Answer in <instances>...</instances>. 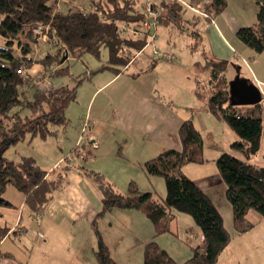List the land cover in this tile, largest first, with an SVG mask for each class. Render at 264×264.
I'll list each match as a JSON object with an SVG mask.
<instances>
[{
  "label": "trees",
  "instance_id": "trees-1",
  "mask_svg": "<svg viewBox=\"0 0 264 264\" xmlns=\"http://www.w3.org/2000/svg\"><path fill=\"white\" fill-rule=\"evenodd\" d=\"M72 1L64 3L62 12H54L56 0H0V206L13 205L4 196L10 186L24 195V204L32 213L39 212L61 187L62 172L66 169L63 166L60 171H48L32 156H22L19 160L5 156L9 147L23 141L27 135L45 140L57 133V127L64 129L68 124L65 110L76 100L77 87L85 78L75 77L71 85L43 90L29 72L36 61L44 67L39 73V79L44 80L47 76L70 75L69 65L64 64L68 57L78 58L88 53L100 59L105 49V61L90 72L106 69L114 74L123 72L148 43L145 36L136 34L141 23L151 18L144 9L146 4L157 10L152 18L155 27L173 26L187 33L193 39L191 48L201 44V34L193 28L195 23L188 26L189 20L185 18L188 9L184 0H160L159 3L149 0H89L84 14L72 9L69 4ZM254 2L257 7L254 23L238 27L234 35L254 52L264 53V0ZM226 3V0H211L205 8L207 16L204 18L212 19L219 15ZM34 25L48 27L47 41L55 48L53 53H46L40 60L30 55L29 40L36 41L30 30ZM65 54L67 57L61 63ZM202 57L204 64L196 65L207 73L208 79L202 84L196 81L195 95L201 97L208 93L206 109L236 133L238 139L231 146L245 156L240 161L230 153L222 152L215 158L224 184V195L231 207L233 229L242 234L252 228V223L246 218L248 210L252 209L264 217V167L249 162L260 149L264 109L261 103H257L237 113L228 101L229 62L211 58L205 52H202ZM53 64L52 69L46 71L45 68L49 69ZM18 67H23L26 74H18ZM21 109L29 110V115L21 117ZM176 136L180 149L162 150L141 164L147 176L163 178L164 198H157L150 191H141L133 181L128 182L125 194L116 192L102 175L85 166L86 156L77 153L78 146L72 150L77 157L81 156L77 166L103 196L102 208L92 222L97 239L94 249L97 264H115L97 229L98 218L112 208L139 211L151 222L154 236L170 231L175 211L190 215L201 230L202 241L191 248L188 259L178 264H215L230 241L231 235L224 227L222 215L183 169L189 163L206 161L199 130L190 119L185 120L178 127ZM8 231V227L0 225V240ZM142 259L143 264H176L169 252L153 238L144 243Z\"/></svg>",
  "mask_w": 264,
  "mask_h": 264
},
{
  "label": "crops",
  "instance_id": "crops-1",
  "mask_svg": "<svg viewBox=\"0 0 264 264\" xmlns=\"http://www.w3.org/2000/svg\"><path fill=\"white\" fill-rule=\"evenodd\" d=\"M184 1L188 9L185 13V18L189 20L188 26L191 27L194 22L193 28L201 34L202 40L198 47L191 48L193 39L187 33L180 32L170 26L175 28L180 36L188 37L187 42L181 39L183 47L177 50L178 55L183 53L186 55V61L178 59L177 66L180 65L182 68V75H178L176 80L172 79V85L168 81H159L158 77L152 76L162 62H157L154 59L147 61V56L143 54L147 46L139 51L127 68L119 74H114L108 69L97 72L85 70V79L80 84L86 80L88 90L83 95L82 101L81 95H77L79 84L76 97L78 98L77 102H83L85 118L88 120L87 139H80V135H77L72 148L78 146L77 151H85V163L100 161L102 156L107 157L109 162H113L110 153L113 147H118V152L122 155V158L119 159L122 162L134 161L140 165L162 150L180 149L176 132L183 121L190 119L199 132L208 125L216 124L215 121H221L206 109L208 93L205 92V95L202 94L201 97L195 95L196 81L198 80L202 84L208 79L205 71L197 69L200 68L197 65L204 64L202 52L214 59H226L229 62V79L232 78L236 70V74L240 78L247 79L258 86L262 96L259 103L264 109V53L254 52L234 35L238 27L254 23L256 4L255 7L250 6L249 17L245 21H239L228 0H226V7L222 12L212 19L204 18L207 16L205 8L211 0ZM174 48L176 50V46ZM236 55L241 57V61L233 59ZM175 59L174 53H170L165 56L167 62L164 64H167L168 68H172L176 64L168 63ZM241 63L246 68V73L243 76L240 74ZM132 65H135L136 71L129 72ZM29 72L35 76L41 71L34 74ZM190 72L194 77L191 80L189 77L185 79L186 74ZM44 80L36 82L46 83ZM230 105L235 111L237 108L240 109L241 113L250 106L241 103ZM82 118L83 116L80 117V123ZM262 131L260 147L264 140L263 120ZM230 138L233 137L230 135ZM237 139L238 136L227 142L231 144ZM92 142H95V147L91 145ZM127 153L131 155H127ZM65 156L68 157L64 159ZM80 158L81 156L77 157L74 151L61 156L55 154L53 166L61 160L67 162L64 165L66 169L61 176V187L54 192L49 203L37 213H32L25 206L24 195L21 192L18 193L16 189L7 187L4 196L13 205L0 206V225L9 229L7 235L0 240V264H55L53 259L54 243L59 239L66 246L68 238L71 239L74 236L72 232L79 219H84L87 229L93 230L92 222L102 208L103 196L83 170L77 166ZM198 167L200 166L193 168L187 164L183 169L185 174L209 196L222 215L224 227L231 235L230 241L218 255L215 264H264V217L252 209L248 210L246 218L252 223V228L245 233L237 234L233 230L231 207L225 198L224 184L217 169L211 168L213 172L210 176L200 175L201 173L195 176L189 173L193 169L202 170ZM89 169L102 175L112 188L119 192L111 182V177L93 167ZM48 175L50 176L51 172ZM125 175L126 179L132 177L126 173ZM155 177L159 176H147L142 170L132 178L138 182L139 189L142 191L163 192L165 190L164 182ZM155 182L157 186H155ZM114 209H117L115 211H118V215L138 225L141 223L145 227V233L140 231L136 234V240L142 243V246L146 241L155 238L157 244L167 250L173 258L175 256L171 251V246H173L172 248H181L183 252L180 259L175 258L177 263L188 259L191 256V248L199 245L202 241L201 230L195 225L192 217L186 213L175 211L170 231L154 236L145 216H141L140 212L134 209ZM112 211L113 208L106 213ZM105 214L100 218H104ZM98 221L100 220H97V226ZM98 230L101 235L100 229ZM166 235L174 239L171 245L169 243L165 245ZM254 236L260 239L254 240ZM176 241L181 246H174ZM69 251L70 249H66V252ZM57 264L59 263L57 262Z\"/></svg>",
  "mask_w": 264,
  "mask_h": 264
},
{
  "label": "rangeland",
  "instance_id": "rangeland-1",
  "mask_svg": "<svg viewBox=\"0 0 264 264\" xmlns=\"http://www.w3.org/2000/svg\"><path fill=\"white\" fill-rule=\"evenodd\" d=\"M57 1L58 0H56V2ZM141 1L144 2L145 0H141ZM149 1L151 3L152 2L159 3L160 0H149ZM166 1L169 2L168 0ZM228 1L234 10L235 17L239 21H245L249 17L251 13L250 6L255 7L254 0H228ZM60 3L61 6L59 8V11L62 12L64 7L63 4L67 2H65L64 0H60ZM88 3L89 0H73L69 4L71 5L73 10L78 11L81 8L87 9ZM30 30L36 38L35 42L29 40L31 45L30 55L33 57V59L40 60L46 55V53L54 52L55 49L54 46L47 41L48 36L45 35V37H43V35L45 34L43 28H39L38 25H34L31 27ZM177 32L178 31L173 27H167L161 25L157 26L155 28V34L157 35H155V37L152 40H148V43L146 45L147 47L143 51L144 52L143 54L147 56V61H152L151 59H154L157 62H162L161 64L158 65L156 71L152 74V76L158 77L159 81H168V83H170L171 85L173 84V82L171 81L172 79L176 80V77H178V75H182L181 72L182 68H180V65L177 66V64L179 63L178 59L182 61H186V55L184 53L178 55L177 50L183 47L181 45V39L187 42L188 37L180 36ZM22 39L25 40L24 37H22ZM175 46H176V50L174 48ZM154 50L157 51L159 55L153 54ZM170 53H174L176 57L175 60L173 61L171 60L168 63V64L172 63L173 65L176 64L172 68L170 67L168 68V65L164 64L165 62H167L165 61V56H168V54L170 55ZM192 56H194V54H192ZM105 59H106L105 49L102 50L100 59H96L88 53L82 54L78 58L68 57V59L64 64L69 65V71L71 73L70 75L47 76L46 80L44 81L46 82L48 80V82H50V85L48 86L44 82L42 83L37 82L38 86L43 90H55L62 85H71L74 83L75 77H83L86 72L85 70L89 72L94 70L101 63H103ZM233 59H237L241 61V57L237 55L233 57ZM232 62L234 63L233 60ZM54 65L55 64H53L49 69L48 67L45 68L47 69L46 71L52 69ZM43 69H44L43 65L39 61H36L31 67L30 71L33 72L34 74L35 72L38 71L42 72ZM197 69L200 70L199 67ZM245 70H246L245 66L241 63L240 74L242 76L245 75L246 73ZM128 71L129 72L136 71L135 65H132ZM235 76H236V70H235V74L232 76V78H230V80L234 79ZM188 77L189 80H191L192 77L194 76L190 72L186 74L185 79H188ZM38 81L41 80L38 79ZM87 84H88L87 81L84 80L82 84H80L79 86L80 88H78L79 92L77 95L78 96L79 94L81 95L80 98L82 101L84 98L83 95H85L86 91L88 90ZM77 101L78 98L76 97V100L74 102H71L65 110V116L68 119V124L64 129L62 127H57L58 129L57 133L48 136L45 140H42L37 136L31 138L30 135H27L23 141H20L15 145L9 147L5 152V156L8 157L9 159L19 160L22 156L31 155L35 158L36 163H38L46 170L48 171H51L52 169L54 171L61 170L62 169L61 167L66 165L67 162L65 160H61V162L59 161L53 166V163H55V154L61 156L66 154L67 152L69 153L70 151L72 152L75 138L77 137V135L81 134L80 130L83 123L88 122V120L85 118L86 113L84 111L85 109L83 108L84 107L83 102L82 101L77 102ZM236 111L237 113H241L240 112L241 110L238 108L236 109ZM29 113L30 112L27 109L19 110V114L21 117L29 115ZM82 116H83L81 120L82 122L80 123L79 120L80 117ZM215 122L216 124L214 123L212 125H208L206 128H202V130L200 131L203 141V155L206 161L204 164L202 163V165L189 163L191 166H193V168L200 166L198 168L202 169L200 171H197L195 169L191 170L189 172L191 173V175L197 176L201 173L200 175L210 176L213 172L211 168L215 170L217 169L215 165V158L218 157V155H220L222 152H228L235 159H238L240 161H243L245 159V156L241 151L233 148L231 144H228V142L231 139L237 138L236 133L224 121H215ZM263 127H264V118H263ZM230 135L233 138H230ZM77 152L82 153L86 156L85 151H77ZM110 154H111V158L113 159V162H109L108 161L109 159L107 157L105 158V156H102L100 158V161L86 162L85 166L87 168L93 167L96 170H101L105 173V175L111 177L112 179L111 182L115 185L116 189H118L121 194L126 193L129 181H133L139 188L138 182L132 177L133 176L136 177L138 175V171L141 172L143 170L141 164L139 165L134 161L122 162V160L119 159L122 158V155L118 152V147H113ZM127 155H131V154L127 153ZM249 162L264 167V140L259 151L255 155H252L250 157ZM125 173L132 177L126 179ZM155 178H160V180L163 181L162 177H155ZM155 186H157L156 182H155ZM156 191L155 192L151 191V192H153L157 198H164L165 190L163 192H156ZM17 192L20 193L19 191ZM25 209L27 208L25 207ZM115 210L117 209L113 208V211L110 213H106L104 218L98 219L100 221H98L99 223L97 226L98 229H100L101 231V235L104 243L108 247L110 257L115 262V264H143V259H142L143 246L142 243L136 240V236H137L136 234L138 232L140 233V231L142 233H145L146 231L145 227H143L141 223L138 225L135 222L130 221L118 215L117 214L118 211ZM140 214L141 216L144 217L142 213ZM145 220L147 224L150 225L151 227L150 231L152 233L153 229L151 222L149 221L148 218H146ZM72 233L74 234V236L71 239L68 238V243L66 244V246L64 243L60 242L59 239L54 243L53 259L55 264H57V262L59 264H64V263L65 264H97L94 256V249L96 247L97 239L93 233V230L87 229L84 219H79L77 221V224L74 227ZM165 238H166L165 245H168V243L169 245H171V242H173L174 239L169 235H166ZM253 239L256 240L260 238L258 237L256 238L254 236ZM71 241L72 244L70 243ZM177 243L174 246L179 245V243L178 244ZM179 246H181V244ZM172 247L173 246H171L172 249L171 251L173 255L175 256V258L180 259L179 257L181 256V253L183 251L179 247L177 248H172ZM66 249H70V251L66 252ZM176 264L178 263L176 262Z\"/></svg>",
  "mask_w": 264,
  "mask_h": 264
},
{
  "label": "water",
  "instance_id": "water-1",
  "mask_svg": "<svg viewBox=\"0 0 264 264\" xmlns=\"http://www.w3.org/2000/svg\"><path fill=\"white\" fill-rule=\"evenodd\" d=\"M67 57L65 54L61 62ZM229 104L254 105L261 101V92L258 86L247 79L240 78L237 74L234 79L229 80Z\"/></svg>",
  "mask_w": 264,
  "mask_h": 264
},
{
  "label": "built area",
  "instance_id": "built-area-1",
  "mask_svg": "<svg viewBox=\"0 0 264 264\" xmlns=\"http://www.w3.org/2000/svg\"><path fill=\"white\" fill-rule=\"evenodd\" d=\"M65 2H67V0H64ZM64 5V4H63ZM61 6V3H60V0H58L56 3H55V7H54V12H57L59 11V8ZM145 11L148 12L149 14V17H151L150 19H146L144 20L141 25L139 26L138 30L136 31V34L140 37H143L145 36L148 40H152L154 37H155V21L154 19H152L154 16H156L157 14V10H153L151 9L150 5L149 4H146L145 5ZM79 11H81L83 14L85 13V9L81 8L79 9ZM39 28H43L42 26L38 25ZM44 32L45 34L43 35V37H45L46 35V30L48 29L47 26H45L44 28ZM153 54L157 55L158 52L157 51H153ZM159 55V54H158ZM16 72L20 75H25L26 74V71L23 67H18L16 69ZM36 79L38 80L39 79V74L35 75ZM36 80V81H37ZM46 84L49 85L50 82H48V80L46 81ZM87 128H88V122H84L82 127H81V134H80V139H87ZM93 145V147L96 146L95 142H92L91 143Z\"/></svg>",
  "mask_w": 264,
  "mask_h": 264
}]
</instances>
